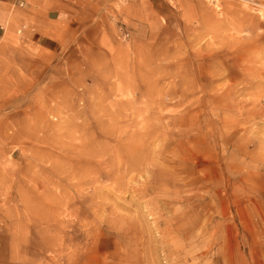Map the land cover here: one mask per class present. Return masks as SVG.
<instances>
[{
  "label": "rangeland",
  "instance_id": "obj_1",
  "mask_svg": "<svg viewBox=\"0 0 264 264\" xmlns=\"http://www.w3.org/2000/svg\"><path fill=\"white\" fill-rule=\"evenodd\" d=\"M12 11L0 264H264V0Z\"/></svg>",
  "mask_w": 264,
  "mask_h": 264
},
{
  "label": "crops",
  "instance_id": "obj_2",
  "mask_svg": "<svg viewBox=\"0 0 264 264\" xmlns=\"http://www.w3.org/2000/svg\"><path fill=\"white\" fill-rule=\"evenodd\" d=\"M44 1L45 0H0V35L4 29L10 25V22L16 18V14L12 13V7H21L23 11L29 13L33 8L42 6ZM48 16L54 17V15Z\"/></svg>",
  "mask_w": 264,
  "mask_h": 264
},
{
  "label": "bare ground",
  "instance_id": "obj_3",
  "mask_svg": "<svg viewBox=\"0 0 264 264\" xmlns=\"http://www.w3.org/2000/svg\"><path fill=\"white\" fill-rule=\"evenodd\" d=\"M90 147V146H89ZM86 148V147H85ZM80 151V150H79ZM86 152H87V150H86ZM81 158V157H80ZM82 159V158H81Z\"/></svg>",
  "mask_w": 264,
  "mask_h": 264
}]
</instances>
